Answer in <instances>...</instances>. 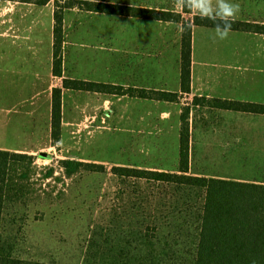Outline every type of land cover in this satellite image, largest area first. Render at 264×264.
Listing matches in <instances>:
<instances>
[{"label":"trees","instance_id":"trees-1","mask_svg":"<svg viewBox=\"0 0 264 264\" xmlns=\"http://www.w3.org/2000/svg\"><path fill=\"white\" fill-rule=\"evenodd\" d=\"M41 6L51 0H20ZM53 27V72L62 77L52 99V142L59 148L63 134L64 89L131 96L180 103L181 92L192 93L194 26L215 28L193 15L190 30L181 36V91L150 89L64 77L65 10L181 23L182 11L118 4L99 0L56 1ZM192 14L193 12L184 11ZM233 31L264 34V23L236 20ZM193 105L263 114L264 103L196 95ZM192 105L181 112L179 170L160 171L72 158L41 167L38 155L0 149V264H63L23 258L7 230L26 223L25 210L41 199V190L54 179H80L107 174L103 201L108 208L93 224L81 264H264V184L190 174ZM50 183V182H49ZM49 192L53 198L54 193ZM59 194L58 197H62ZM22 211H25L21 214ZM96 220V219H95Z\"/></svg>","mask_w":264,"mask_h":264},{"label":"rangeland","instance_id":"rangeland-1","mask_svg":"<svg viewBox=\"0 0 264 264\" xmlns=\"http://www.w3.org/2000/svg\"><path fill=\"white\" fill-rule=\"evenodd\" d=\"M56 1L51 0L45 6L24 3L20 0L0 1V33L4 31L11 34L13 38L0 37V49L8 48L10 55L15 53L17 64L21 63V59L26 58L24 67L40 68L45 72L46 67L50 66L49 57L52 52L51 49H53L51 42L53 24L51 22ZM64 1L60 0L61 4H64ZM102 1L182 11L177 8L176 0ZM230 2L240 5L236 20L264 23V0H230ZM182 12L185 21L192 23L194 13ZM163 26L166 27L167 24L156 20L90 12L79 8L66 9L65 39L69 41V44L66 50L64 46V65L67 66L68 70L75 72V75L91 78V81L101 80L102 82L107 81L106 83L124 85L121 67H113L111 73L110 71L105 72L106 64L103 61L105 57H108L113 62L120 64V60L124 57L121 50V40H112L120 44L114 45L115 50L113 53L111 52L110 58L104 50L82 49L78 44L97 43L98 40L96 41L94 37L96 33L111 32L112 35L115 37L119 35L118 38H120L121 34L127 32L164 31ZM181 29L180 24L171 23L167 29L172 38L169 46L165 51L161 48L159 56L155 54L152 58L144 59V64L149 69L153 66V62L156 64L155 69L160 67V82L164 84L166 80L171 89H174L177 82L176 77L180 72L181 36L180 43H177L178 37L176 36H178V31L181 34ZM102 39L104 40V38ZM12 41H15V44ZM193 51L196 62L195 83L197 93L203 90L207 91L206 87L216 91L218 82L223 80L228 72H234L242 80H250L247 83L248 86L242 87L241 91L237 93L240 99L255 102L264 101V34L230 30L225 39H220L216 35V28L194 26ZM28 57L39 60L31 62L28 61ZM209 72H211V82L206 83ZM218 76H221L220 79ZM244 83L246 81L241 82V84ZM1 86L4 85L1 84ZM78 93L77 90L68 91L64 98V118L69 123L65 130L64 141L62 143L61 140L59 148L54 146L52 141H46L42 143V145L46 143L44 145L46 149L30 152L38 155L42 151H46L56 158L54 161L38 158L39 166L47 167L54 164L57 167V176H60L61 170L57 164L58 159H75L74 157L82 155L90 161L104 163L108 168L129 162L146 163V161L162 163L170 168L176 167L178 161L177 159L175 162L173 161L174 146L172 143L168 152L169 158L166 161H161V156L154 151L141 153L134 150L131 145H126L127 137L122 127L125 128L127 124L121 122L122 112H131L135 107L147 112L150 109L146 106L149 107V104L156 103L155 101L126 95L97 94L94 108L96 119L91 123L87 121L89 128H82L85 131L82 132L81 130L80 133L76 131L74 138L71 125L81 119V116L84 115L83 110L86 111L88 106V111L92 110L90 105L93 104L89 102V99L95 96L93 92L86 93L90 94L87 96H74ZM156 104L159 106V103ZM161 106L164 108L165 105ZM153 110L155 109L153 108ZM75 125L78 128V122ZM26 137L21 136V139L16 142V146L36 145L40 142L38 137L45 139L43 133L36 135V138L30 141ZM50 144L52 149H50ZM174 150L177 156L178 152L176 149ZM163 155H166V151H163ZM46 182L43 190L40 191L41 199L27 208L26 212H21V214L25 212L27 216L26 223L22 227L14 226L6 233L14 237L16 241L15 254L17 256L41 261H56L63 264H81L85 248L91 237L93 224L101 213L108 212L103 201L104 193L108 188V175L93 173L85 174L80 179L77 177L75 180L65 178L63 181H57L50 179ZM52 190H55L53 191V198L49 194ZM59 194H62L61 198L58 197Z\"/></svg>","mask_w":264,"mask_h":264},{"label":"crops","instance_id":"crops-1","mask_svg":"<svg viewBox=\"0 0 264 264\" xmlns=\"http://www.w3.org/2000/svg\"><path fill=\"white\" fill-rule=\"evenodd\" d=\"M158 22L167 24L166 27L163 26L165 28L164 31L166 32L163 30L127 32L126 34H121L120 38H118L119 35H116L117 37H115L111 32L96 33L94 34V37L96 38V41L98 40L97 43H80L78 46L82 49L94 48L104 50L105 54L109 55L110 58L111 52L113 53V50H115L114 45L118 44L112 40L119 39L121 40V50L124 57L120 60V64L113 62L111 58L108 59V57H105L103 60L106 64L104 67L105 72L110 71L111 73L112 69L120 66L124 78L123 84L125 86L180 92L181 64L180 72H178L176 77L177 82L175 83L174 89H171L167 85L166 80L164 81V84H161L160 67L158 66L155 69V62H153V66L150 69L144 64L145 58H152L155 54L159 56L160 49L163 48V51H165L169 46V43H171L172 38L167 29L171 23L175 22ZM51 24H53L54 27V11ZM176 24L182 26L181 23ZM5 33L6 32L4 31L1 32L0 37L3 36L5 39H13L11 34ZM177 34V43H180L179 39L180 36H182V30L181 34L179 31ZM171 36L173 37L172 33ZM102 38H104V40ZM12 42L15 44V41ZM51 42L53 46V34ZM68 44L69 41L66 40L65 50ZM17 48L19 49V47ZM7 50L8 48L0 49V149L28 153L44 150L46 149V147H44L46 143H44V145H42V143L52 141L53 90L55 87L62 86L63 81L62 77L54 75L53 72V49H51L52 52L49 57L51 61L50 66L48 68L46 67L45 72L40 68L36 69L35 67L30 66L24 67L26 58L24 60L21 59V63L17 64L15 53H11L10 55V50H8V52ZM38 56L36 57L39 58L40 56ZM33 60L39 59H31L28 57V61L32 62ZM195 66L196 62L193 51L192 93L181 92L180 103L146 99L159 103V106H156V103L149 104V107L146 106L150 109L147 112L135 107L131 112H122V116H120L121 122L127 124L125 128L122 127V130L127 137L126 145H131L134 150L141 153L145 151H154L161 156V161H166L169 158L168 152L171 149L170 144L172 143L174 149L178 152V155L176 156V151L172 148L173 161L175 162L176 159L178 161L177 165L175 163L176 167L170 168L162 163H149L147 161L146 163L129 162L121 165L160 171H178L182 106L185 104H191L190 174L264 184V115L236 110L218 109L210 106L193 105V99L196 95L253 101L240 99L237 95L242 87L248 86L247 83L250 80H242L234 72H228L229 74L227 73L223 80L219 82L217 81L218 86L216 87V91H212V89L206 87L207 91L203 90L200 93H197L195 83L197 73ZM72 73L73 71L68 70L67 66L64 65V77L91 81V78L89 79L87 77L75 75V72ZM210 73L211 72L208 74V80L206 83L211 82ZM218 77L220 79L221 76ZM98 81L102 82L101 80ZM245 81L246 83L241 84V82ZM1 84L4 86H1ZM68 91L71 90L64 89L63 91L62 143L64 141L66 127H68L69 123L64 118V98ZM86 93L92 92L79 91V93L74 96L90 95ZM93 93L95 94L94 98H92L93 100L89 99V102L93 104L90 105L92 110L90 109V111H88L89 106L86 108V111L83 110L84 115L77 121L78 128L75 125L77 122H73L71 125L74 138L76 131L80 133L79 131H81L82 128H89L87 121L91 123L96 119L94 114L97 99L96 96L97 94L101 95V93ZM258 102L263 103L264 101L258 100ZM161 105H165L164 108H162ZM153 108L155 110H153ZM83 131L85 130H82V132ZM42 133L45 136V139L43 140L38 137V140H40L38 144L31 146L25 144L23 146H16V142L21 139V136H27L26 139L30 141L35 139L36 135H41ZM49 146H51L50 149L53 148L51 144ZM163 151H166V155H163ZM74 158L90 161L82 155ZM251 162L256 163L252 164Z\"/></svg>","mask_w":264,"mask_h":264},{"label":"clouds","instance_id":"clouds-1","mask_svg":"<svg viewBox=\"0 0 264 264\" xmlns=\"http://www.w3.org/2000/svg\"><path fill=\"white\" fill-rule=\"evenodd\" d=\"M93 3L99 0H91ZM176 6L182 11H190L201 20H210L215 24L216 35L225 39L240 11V5L230 0H176ZM191 22L182 26V31L190 30Z\"/></svg>","mask_w":264,"mask_h":264}]
</instances>
